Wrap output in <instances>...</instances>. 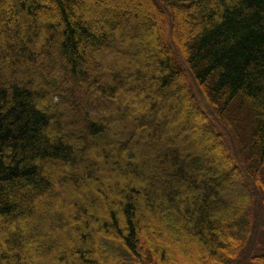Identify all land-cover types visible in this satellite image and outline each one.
<instances>
[{
  "label": "trees",
  "instance_id": "trees-1",
  "mask_svg": "<svg viewBox=\"0 0 264 264\" xmlns=\"http://www.w3.org/2000/svg\"><path fill=\"white\" fill-rule=\"evenodd\" d=\"M52 1L0 0V264H168L144 241L155 218L169 243L226 249L217 264H264V0ZM112 49L114 86L91 72ZM87 85L103 94L86 100ZM178 111L193 117L185 145L166 135Z\"/></svg>",
  "mask_w": 264,
  "mask_h": 264
},
{
  "label": "rangeland",
  "instance_id": "rangeland-1",
  "mask_svg": "<svg viewBox=\"0 0 264 264\" xmlns=\"http://www.w3.org/2000/svg\"><path fill=\"white\" fill-rule=\"evenodd\" d=\"M111 1L113 2V4H119V3L124 4L123 7L127 10L131 9V10L135 11L137 7H140V1L139 0H111ZM76 13L80 14V10L78 9ZM51 21L53 23H58V22H60V18L58 16H56V17L52 18ZM24 22H26V19H22L20 23L22 24ZM44 22H46V20ZM121 28H122V26H120V29ZM142 29H143V31L146 30V31H148L149 34L155 35V36H158L159 32H160L159 29L153 28V27H148L147 29L142 28ZM13 31H14L13 28H7V29L3 30V36H6L7 34L13 32ZM180 32H181V30H180ZM112 38H114V37H112ZM161 41L162 40L160 38H158V40H155V44H154L155 48L159 51H161V49H162ZM0 43H2V42L0 41ZM34 47H35L36 52H41V54H42L46 50V41H44V39L41 41H37ZM95 51H100V50L98 49ZM17 54H18V56H16V57L18 59L23 57V54L20 51H17ZM118 56L119 55L115 50H113V49L109 50L107 52V55H105V57L103 59H100V61H98V62L92 63L91 72L94 73L95 76L100 75L103 78L102 82L104 84L114 86L115 83L113 82L111 74L107 73L106 67L108 68V66L112 62H114L115 60L119 64L124 65V63L122 64V60L118 59ZM44 58L45 57L42 56V58L40 59L41 63L44 62ZM54 58L56 59L57 56L54 55ZM153 62H154V60L150 59L149 57L140 55L139 60L137 62L136 69H141L148 74H155V76L158 77L159 75H158V73H156V71L154 69ZM5 64L7 66H5V67L1 66V68L7 67V69L10 68V69L14 70L17 67V64L13 63L12 57H9ZM24 69H27V67ZM59 77H60L61 83H65V82H68L71 80L68 76L62 77L60 75ZM181 82H182L181 80L178 81L179 85L181 84ZM78 85L80 86L81 83H78ZM128 87L126 86L125 89L129 90V88H131V87H129V88ZM153 90H156V88H153ZM92 91L94 92L93 94H91ZM84 93H85L84 96H85L86 100L90 99L92 95L93 96L94 95L99 96V95L103 94L102 93V87L98 86V85L93 86V87H91L89 85L85 86ZM141 96H144V95L140 94V97ZM131 106L136 107L137 110H136L135 114H133L134 111L129 110L127 112V115H130L133 117L132 124L137 126L141 123L140 115L145 113V110L147 109V103L137 101V102H132ZM110 107L113 111L116 109L115 104H113L112 102L110 103ZM186 107L188 109H191V106L189 104H187ZM174 113H175V111L173 112V114ZM175 115L176 116H175L174 120H169V123L167 124L166 135L167 136H171V135L174 136L176 141L182 142L185 145L188 141L193 139V136L188 137V138L184 137L187 130L195 128V127L190 128L191 119L193 117L187 111H185V112L184 111H182V112L178 111V113ZM205 153L207 154L205 149L199 148V154H195V156L199 155V157H202L203 155L205 156ZM147 154H148L147 156L145 155L146 159H149V158L151 159V157H152L151 151H147ZM207 163H209L211 165H216L220 169H224V167H225V165L221 161H219L218 158L209 159L207 161ZM119 180H121V179H119V178H115V179L102 178V180L99 182V184L101 183V185L104 186V190L107 191L106 188H108L111 185V183H114V181L119 182ZM122 184L124 185L123 182H122ZM49 202H50V200L44 199V200H42L41 203H38V206L42 207L43 209H46L48 207V205H51ZM156 224L159 227L162 226V223L159 222V220L155 218V219H152V221L150 222V225L148 227L144 228V231H143L144 241H145V243H149L147 245H150V244L152 245V244H154V242H156L164 251H166L167 258L169 260L168 264H202L201 259H204L205 263H207V264H217V263H219V261H218L219 259H223V257L225 255H227V256L229 255L226 249L220 248L218 250L217 256L208 260L206 254L203 253L202 248L201 249L200 248L199 249L198 248H189V251H188L185 248V247H188L187 245L176 246L172 243H169L167 241V234L161 233L158 228H155ZM226 236H227V234L224 232L219 233L220 244H222V245L227 244V242L225 240L227 238ZM64 245H65V243L59 242L56 244V248H58L59 250H61L63 252H66V248H64ZM228 247H229L228 250L230 252H232V249H233L232 245H230ZM3 251H5L4 245H3V243H0V252H3ZM14 251L16 252V250H14ZM28 251H29V248L22 250L20 252L22 257H27ZM45 262L47 264H49V262H47V261H45ZM45 262L44 261L43 262H36L35 264H46ZM100 262H101V264H112L109 261H107L101 257H100Z\"/></svg>",
  "mask_w": 264,
  "mask_h": 264
}]
</instances>
